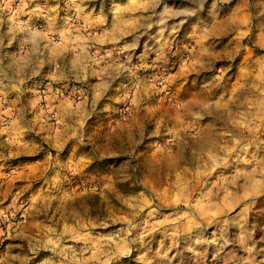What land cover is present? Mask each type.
<instances>
[{"label": "rangeland", "instance_id": "obj_1", "mask_svg": "<svg viewBox=\"0 0 264 264\" xmlns=\"http://www.w3.org/2000/svg\"><path fill=\"white\" fill-rule=\"evenodd\" d=\"M0 264H264V0H0Z\"/></svg>", "mask_w": 264, "mask_h": 264}, {"label": "crops", "instance_id": "obj_2", "mask_svg": "<svg viewBox=\"0 0 264 264\" xmlns=\"http://www.w3.org/2000/svg\"><path fill=\"white\" fill-rule=\"evenodd\" d=\"M45 77L47 78V80H56V75L53 73V74H50V73H46ZM19 78V77H18ZM59 79H62V77H58ZM19 82V81H18ZM13 83H16V82H13ZM9 86H14L16 87L17 85L16 84H11V82L9 83Z\"/></svg>", "mask_w": 264, "mask_h": 264}]
</instances>
